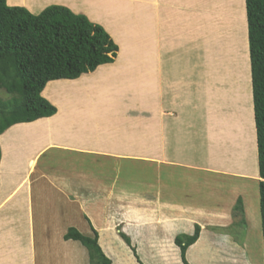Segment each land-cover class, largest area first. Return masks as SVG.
Returning a JSON list of instances; mask_svg holds the SVG:
<instances>
[{
    "label": "rangeland",
    "instance_id": "1",
    "mask_svg": "<svg viewBox=\"0 0 264 264\" xmlns=\"http://www.w3.org/2000/svg\"><path fill=\"white\" fill-rule=\"evenodd\" d=\"M77 2H81L82 6L85 5L86 9H92V12L94 10L98 15L100 14L99 16L105 20L102 19V21L108 24L110 30H115L120 41L123 42L124 54L121 59H118L117 51L112 62V64L116 63L112 66L114 71L121 70V73L116 74L112 92L120 95L118 99L120 112L133 116L129 122H122L121 127H117L119 130L129 129L137 131L139 135L145 130L146 123H150L145 117L148 113L145 109H150V104H147L148 96L145 94V82L148 86L149 79L143 72L159 65L164 36L173 39L176 38L177 33L182 41L175 42L180 45L169 53L168 62L164 60L162 65L168 66L170 73H174L175 66L178 65L179 71L190 69L189 76L195 81L198 80L199 73L205 82L212 81L214 103L217 102L219 107L227 111L229 119L230 116L235 117L234 110L239 107L237 92H235L238 87L239 59L237 55L241 50L238 45L240 17L237 14L236 0H77ZM244 30L247 45L246 21H244ZM152 39L153 45L157 43L153 48H151ZM169 43L170 47L174 48L171 45L172 42ZM159 47L160 54L159 51L155 52V49ZM176 54L178 63L174 60ZM246 54L245 65L248 68L243 74L244 77L247 75L245 78L248 80L249 88L246 90L250 95L252 91L248 49ZM104 69L109 71L111 66ZM210 71H212V80ZM106 74L108 73L105 72L102 76L106 77ZM82 86L84 88L78 91V87L67 91L68 93L62 90L60 94H57V91L55 97L62 106L60 115L29 135L26 133L22 136L10 137L1 151L0 159L2 160L5 151V160L3 162L0 160V178L2 180L3 177L5 178L6 185L2 195L11 193L10 196H12L3 205L2 213L5 209H11L12 206L19 209L17 206L20 202L16 197L28 194L30 198L33 197L32 208L37 220L31 248L25 245L28 243L26 238L21 242L19 240L20 244H15L11 239L6 242L0 241V259L5 260L0 264H90L85 246L79 241L74 243L69 240L68 242L63 238L67 229L74 225L76 228L78 226L79 231L85 235H92V227L96 229V226H102L100 230L98 228L99 232L97 231L98 243L111 259L112 264L115 263V259L119 264H183L180 249H177L175 243L176 250L171 252L169 248L165 249L167 243L173 242L171 240L177 235L176 233L180 232V228L177 223L171 224L169 229L163 225L161 213L179 212V210L168 209L164 206V201L165 203L180 201L198 204L205 208L212 207V212L225 214L212 217V228L206 229L207 235L212 234V247L207 250L198 249L196 255L194 254V264H264L258 180L250 177L249 171L248 174L246 173L247 176L240 171L235 173L241 176L230 175L231 173L222 174L219 171H213L206 176L202 172H191L190 169L178 165H163L157 160L152 161L151 155H147L148 159H145L142 151L143 139H136L137 147L141 149L135 155L114 154L112 156L94 152H67L58 147H48L50 144L46 143L47 139H44L46 135L48 139L50 137V133L47 134V131H50L48 127L54 124V121L58 120L66 109L74 105L83 108L84 105L85 110L90 111L99 103L100 109H107L108 100L105 98L110 93L105 88H100L101 96L95 98L92 95V89L85 85L79 88ZM240 86L242 87V84ZM224 91L229 92L226 93L230 100L224 98ZM8 97L10 95L0 88V98ZM249 98L252 104V98ZM221 99L223 103L226 99L227 103L223 104L220 102ZM231 100L235 101L229 103L228 101ZM231 103L232 105L225 108ZM230 107H233V110ZM212 109H215L214 106ZM56 112H58L57 108ZM198 112L190 116L201 126L203 118L198 115L202 112ZM220 116L218 118L212 114V122L217 120L220 123L221 119L225 121L226 117ZM218 127L223 125L220 124ZM216 132L219 134L221 131L216 130ZM232 134L234 138L230 145L234 143L231 147L235 150L238 148L240 139H237L240 136L238 137L236 131ZM200 138L201 134L196 131L193 141L195 148L188 154L192 155L198 163H202L200 161L204 158L205 152L201 144L205 140ZM106 146H109L107 142ZM152 156L159 157V154ZM257 156V150H255L256 169H258ZM187 190L191 191L184 196V191L187 192ZM72 194H83L88 197L89 222L80 213L68 212L67 200L56 201V196ZM44 197L49 199L45 198L47 200L44 201ZM8 198L9 195L5 200ZM127 198L142 199L143 203H146L144 206L152 209L151 213H154L151 217L152 221L144 225L142 219L135 216L124 219L121 215L128 209L126 208ZM238 198L241 200L242 212L233 210ZM101 211H104L103 214L107 216L112 226L102 225L106 222L104 221L106 217L101 219ZM182 218L183 216L175 220L181 222ZM100 222L103 223L100 224ZM121 231L129 235L130 245L120 235ZM223 234L232 236L235 241L240 242L243 249L229 247L223 242L225 241ZM70 247L73 249L69 252ZM75 248L79 251H75ZM29 251H32V257L33 253L35 254L37 259L35 262L31 261ZM140 251L143 255L146 254L144 259ZM233 254L238 257H231ZM185 255L188 261V254Z\"/></svg>",
    "mask_w": 264,
    "mask_h": 264
},
{
    "label": "crops",
    "instance_id": "2",
    "mask_svg": "<svg viewBox=\"0 0 264 264\" xmlns=\"http://www.w3.org/2000/svg\"><path fill=\"white\" fill-rule=\"evenodd\" d=\"M15 1L16 2L12 3L6 0V3L8 5L24 6L32 13L40 12L48 4L57 3L67 6L73 12L76 13L78 11L84 12V14L87 15V17L91 21L98 22L101 25H105L104 21H99L95 18H92L89 15L88 10H86L85 8L84 9L75 8L73 4L78 3L77 0H69L67 3H65V1L64 2H57L52 0L47 1L45 2L46 4L38 10H31L30 6L23 0H15ZM245 21H246V17H245ZM111 30H110L111 32L110 35L112 36L113 40L118 43L116 44L119 45V54H118L119 57L121 53L123 55L125 52L124 46L122 45L123 42L120 41V38L117 35L116 31L113 29ZM175 30H177V28ZM113 35L115 36V38ZM175 36L176 38L173 39L171 37L164 36L161 43V49H162L161 54H160V47L155 49V52L159 51L160 54V60L158 63L159 65H155L153 68H150L143 72L145 73L144 75L149 79L148 86L147 83L145 81L144 82L145 85L147 86V87L145 86V94L146 96H148L147 104H150V109H145L146 111H148V113H146L145 115L146 121H149L150 123H146L145 130L143 131V133H140L138 135L137 131L135 132L129 129H120V130L118 129L121 127L120 125L122 124V122L124 123L129 122L130 118L133 115L130 116L129 113L120 112L121 110L118 100L120 99V95L112 92V88L114 86L113 83L116 78V74L121 73L120 72L121 70L117 69L114 71L112 67L113 65L111 63L102 64L109 66L112 65L111 69L109 71H106L108 73L106 74V77L102 76L103 73L100 75L98 74L99 72H102L104 70L105 68L104 67L101 71L95 72V70H97L95 69L92 72L83 73L78 78L75 79H60V80H78L82 76L84 77V75H86L87 77H85L84 79L85 84L86 86L89 87V89L94 90V91L91 90V92L95 98L101 96L100 88H105L110 93V95H108L107 98H105L106 100H108L107 109L106 110L100 109L99 106L100 103L96 106V108H92L90 111L85 110L84 105L83 108L81 106L79 107L74 105V107L70 109H66L65 113L59 117L58 119L59 121L58 120L54 121L55 123L48 127V129L50 130L47 131V134L50 133L49 139H48V135H46V137L43 135L44 139L45 140L47 139L46 143L50 144L48 147H58L59 149L65 150L67 152H82V153L94 152V153L109 154L112 156H114V154L135 155L138 153V150L141 149L137 147L138 144L136 142V139H143L144 144L142 151L145 154V159H148L147 155H151L150 159L152 161L157 160V162H160L161 164L168 166L178 165L179 167L190 169L191 172L193 171L202 172L206 176L212 174L213 171L215 172L219 171L222 174L231 173L230 175H237V176L238 175L241 176V174L235 173V171H240L245 175L246 173L248 174L249 170L247 168L246 165L247 161L245 158L247 143L245 144V139H244L242 143L239 142L238 148H236L235 150L231 147V145L228 144L229 141L227 139L225 125L227 123V126H229V123L227 122V119L229 120V118L227 115V111L223 110V108L221 107H219V112L222 115L220 117L223 118L226 117V119L225 121L221 119V122L219 123V125L220 124L223 125V127H220L221 132L219 134H217L215 130L216 128H214L215 121L212 122V114H214V116L216 115H215V109H212L213 107L212 102L214 103V100L212 101V81L205 82V79L201 77L200 73L198 76V80L195 81V79H192V77L189 76L191 75L190 69L188 71L186 70L179 71L178 70L179 66L176 65L174 73H170L169 67L162 65V62L164 60L168 62L170 58L169 53L175 50L176 49L175 47L180 45L178 44L180 43V40L182 41V38L180 37L179 33L175 34ZM169 42H172L171 45L174 46V48L170 47ZM154 45H157V43H155ZM154 45L152 39L151 48H153ZM247 49L248 48L246 45V52ZM174 60L175 62L178 63L177 54L176 57H174ZM95 74H98L99 76ZM142 75L143 74H141V76ZM138 76H140V74ZM210 77L212 80V71H210ZM52 81H56V80H52ZM49 82H47V84ZM41 94L43 95V91ZM249 97L252 98L251 92ZM198 111L202 112L201 115H198L199 117L202 116L203 118L201 126L199 125V123H195L193 118L190 116L191 114L194 115L195 113H199ZM251 114H252V126L254 127V138L256 141L252 104H251ZM43 118L46 119L47 117H43ZM244 123L245 121L243 120V124ZM115 127L118 128L115 129ZM228 128L229 127H227V129ZM223 129H225V131H223ZM243 130L244 129L241 130V133H243ZM196 131L201 134L200 139L205 140L202 141L203 143H201L203 144L202 147L205 150L204 158L201 159L200 161L202 163H198V161H196L194 157H192V155H188L189 152L195 148V144L193 141ZM214 132H215V137H214ZM49 141L53 144H51ZM106 142L108 143L109 146H106ZM255 148H256V142H255ZM156 153L157 155L159 154V157L153 158L152 155H155ZM242 159L243 162H245L244 164H241L240 162ZM244 174H242V176H245ZM204 179H206V177ZM0 184H1L0 185L1 188L2 178H0ZM2 188L0 193H2L3 191ZM190 191L191 190H187V192L184 191V196H187L190 193ZM209 194L211 195L210 192ZM8 195L9 198L5 200ZM10 195L11 193L5 194L4 196L0 194V241L4 240L6 242L7 240L10 241L9 239H11L12 242H14L15 244H20L18 243V241L20 240L21 242L23 241L24 238H26V242L28 240V243H25V245L31 248V242L34 239L33 235L35 232L34 226L37 220V216L34 217V209L32 208L33 197L31 196L30 198L28 194H22L21 196L19 195L18 197H16L20 202L17 206L19 207V209L12 206L11 209H5L4 212L2 213L1 210L4 207L3 205L6 202H8L9 199H11L12 197ZM41 197H42L41 199H43V196ZM45 198L48 197H44V199ZM116 198L118 199V197ZM58 199H60V201L67 200L68 206L66 207H68V212H70L71 214H72L71 211H74L75 213H80L86 218V221L89 222L87 196L85 197L83 194H75V195L72 194L70 196L61 195V196H56L57 202ZM46 200L47 199H45L44 201ZM143 202L144 201L142 199L131 200L130 198H127L126 203H128V206H126V208L128 209L124 211V213L121 216L124 219H128L129 216L131 217L135 216L137 218H141L142 224L147 225L152 221L151 217L154 216V213H151L152 209H149L148 207L144 206V204L146 203ZM167 203H165L164 201V206L168 207V209L170 210H175V211L179 210V212L171 213V214L161 213V220L163 219L162 223L165 226V228L169 229V226L171 224L177 223L180 228L179 233L191 234L193 233L194 230L193 225L198 224L200 227L198 238L186 250V254H188L189 264L190 263L194 264L193 262V258L195 259L194 254L196 255L198 249L207 250L212 247V234L207 235L206 233L207 227L212 228V217H214V215L217 216V215H225V214L212 212V207L205 208L199 206L198 204H193V203L189 204L180 201H173V202L171 201ZM101 212H102L101 219L103 217H106L104 220L106 222L104 224H102L103 222H100V224L104 226L107 225L112 226L107 216L103 214L104 211ZM182 216H183L182 218L183 221L177 222L175 220L177 218L178 219L181 218ZM195 218L202 220L196 221ZM101 227L102 226L99 227L96 226L97 231L98 228L100 230ZM191 227H193V230H191ZM77 229L80 230L78 226ZM29 234L30 237H28ZM222 236L225 237V241L223 242L229 245V247L236 249L238 248L243 249L241 248L240 242L235 241L234 238H232V236L227 234L226 235L223 234ZM69 240L72 239H68L67 241L70 242ZM72 241H74V243L78 242L76 240H72ZM168 241L170 242V240ZM171 241L173 242L167 243L165 249L169 248L170 251L172 252L176 250V248L174 246V239ZM6 248L9 249V247ZM70 248L71 249H69V252L73 249L72 247ZM177 249H179L178 246ZM75 251L78 252L79 249L75 248ZM28 253H30V258H31L32 251H29ZM86 256L89 261L88 253L86 254ZM35 260L37 259H35V254L33 253V257L31 258V261L35 262ZM3 261L5 260L0 259V263H2Z\"/></svg>",
    "mask_w": 264,
    "mask_h": 264
},
{
    "label": "trees",
    "instance_id": "3",
    "mask_svg": "<svg viewBox=\"0 0 264 264\" xmlns=\"http://www.w3.org/2000/svg\"><path fill=\"white\" fill-rule=\"evenodd\" d=\"M244 4L264 256V0H244ZM117 51L118 45L105 28L84 13L50 4L35 14L24 6L0 0V88L10 95L0 98V135L16 123L32 122L56 112V107L41 94L48 81L75 79L92 72L99 65L112 63ZM233 210L243 211L240 198ZM92 231V235H85L70 226L63 238L85 246L90 264H112L98 243L97 230L92 227ZM199 232L200 227L195 224L193 233L175 236L183 264H189L186 250ZM120 235L131 244L129 235L122 231Z\"/></svg>",
    "mask_w": 264,
    "mask_h": 264
},
{
    "label": "bare ground",
    "instance_id": "4",
    "mask_svg": "<svg viewBox=\"0 0 264 264\" xmlns=\"http://www.w3.org/2000/svg\"><path fill=\"white\" fill-rule=\"evenodd\" d=\"M8 1L9 2H12V3L16 2L15 0H8ZM23 1L26 2L30 6V9L31 10H38L42 6H44L46 4L45 2L51 1V0H23ZM52 1H57V2H64L65 1V3H67L69 0H52ZM73 5L77 9H84V8L86 9V7H84V5L82 6L81 3H74ZM236 6H237V11H238L237 14L240 17L239 18V21H240V33H239V41H238L239 44L238 43L237 44L240 46L241 50H240V53L237 55V59H239V66H238V69H237V80H238L237 82H238V87H236L235 92H237V96L238 97H236V98H238V101L240 102L238 104V106H240V109H238L239 107H236L235 108V110H234L235 111L234 112L235 113V117L230 116V119L228 120L229 126H227V123H226L225 127H226V133H227V139L229 141L228 142L229 145H230V142L231 141L233 142L234 135L232 133H235V131H236L238 137L240 136L238 139L236 138L237 140L240 139L239 142L242 143L243 140L245 139V144L247 143L246 144V157L245 158H246V161H247L246 165L248 166L249 176L252 177L253 179L259 180L260 177L257 175L256 162H255V150H256L255 149V142L256 141H255V138H254V127L252 126L251 104H250V100H248L250 98H249V93L247 92V90L249 88L248 87V80H246V78H245L247 75L244 77V74H243L244 71H247L246 68H248L245 65V61H246V58H247V54H246V42H245V30H244L245 8H244V2H243V0H236ZM86 10H88L89 15L92 18H95V19H97L99 21H102L103 18H101L99 16L100 14L98 15L97 12H95L94 10L92 12V9H86ZM241 24H242V27H241ZM102 26L105 28V30L109 34L111 33L108 24H105V25H102ZM114 38H115V36H114ZM121 56H122V53L117 58L118 59H121ZM117 60L115 62H117ZM120 61L121 60H119V62ZM112 65H116V63H113ZM104 67H109V65H99V66L96 67L97 70H95V72L101 71ZM105 72H106V70L104 69L102 72H99L98 74L99 75L102 74V73L104 74ZM98 74H95V75L99 76ZM85 77H87V76L84 75V77L82 76L78 80H60L59 79V80L52 81V82H49L48 84H46L45 88L43 89V96L46 99H48L52 104L54 103L53 105H56V108L58 110V112H56L57 114L55 113V115H53L52 117H49V118L47 117L46 119L39 118V119H36V120H34L32 122L16 123V124L10 126L9 128H7L0 135L1 151L4 148L7 140L10 139V137L17 136V135H21L22 136V135H24L26 133H28V135H29V133L31 134V132L36 131V129H39L40 127L46 125L49 121L57 118L60 115L61 111H62V106H61L59 100L56 99V97H55L56 94L55 93L58 91L57 94H60L62 90H64L66 93H68L67 91H70L71 89H74V88L76 89L77 87H78L77 88V91L79 89L80 90L83 89L84 88L83 86L81 88H79V87L81 85L85 84V80H84ZM69 81H71V82H69ZM241 84H242V87L240 86ZM85 86H86V84H85ZM227 87H228V85H227ZM74 91H76V90H74ZM227 93H229V92H227ZM227 93L224 91V95H225L224 98H226V99L228 98L227 100H230L229 99V95ZM219 96H221V95H219ZM226 96H228V97H226ZM247 96H248V98H247ZM236 98H233V99L236 100ZM226 99H225L224 103H223V99H221L220 102H222L223 104H225V102L227 101ZM241 99H242V101H241ZM213 100L215 102V99L213 98V95H212V101ZM216 100L219 101L218 99H216ZM235 100H233V101H235ZM233 101L231 100V101H228V102L230 103V102H233ZM230 105H232V103L231 104H227L226 106L224 105V106H225V108L226 107L228 108ZM212 106H214V108H215V115L219 118V116L221 115L219 113V105L217 104V102L216 103H213L212 102ZM230 109L233 110V107H230ZM236 110H237V112H236ZM231 113H232V111H231ZM243 120L245 121L244 124H243ZM214 121H215L214 122V128H216L215 130L220 131V127H218L219 123L217 122V120H214ZM227 127H229V128L227 129ZM242 129H244L243 130V133H241V130ZM223 131H225V129H223ZM237 131H239V133ZM233 144L231 143V145H233ZM4 158H5V151L3 152V156H2L1 162H3L5 160ZM243 159L240 161L241 164H244L245 163V162H243ZM3 166H4V164H3ZM6 176L7 175L5 174V177ZM3 180H2V182H4V183H2V185H3L2 186L3 188L1 187L2 189L5 188V178L4 177H3ZM1 188H0V191H1ZM0 194H2V193H0ZM141 251L143 252V250H141ZM141 251H140V253L142 254ZM230 251H232V250L230 249ZM145 255L142 254L143 257ZM232 256L233 257H236V258L238 257L235 254L231 255V257ZM235 262H238V261H235ZM114 264H119L116 259H115V263Z\"/></svg>",
    "mask_w": 264,
    "mask_h": 264
},
{
    "label": "clouds",
    "instance_id": "5",
    "mask_svg": "<svg viewBox=\"0 0 264 264\" xmlns=\"http://www.w3.org/2000/svg\"><path fill=\"white\" fill-rule=\"evenodd\" d=\"M20 6V5H19ZM48 6V5H47ZM46 7V6H45ZM244 8H245V4H244ZM39 13V12H38ZM36 14V13H35ZM246 17V15H245ZM246 33H247V22H246ZM247 48H248V40H247ZM248 57H249V53H248ZM109 64V63H107ZM52 81V80H51ZM49 82V81H48ZM47 84V83H46ZM45 87V86H44ZM44 89V88H43ZM43 91V90H42ZM251 95H252V92H251ZM252 106H253V102H252ZM253 117H254V112H253ZM255 125V123H254ZM255 135H256V130H255ZM258 163V162H257ZM177 246V245H176Z\"/></svg>",
    "mask_w": 264,
    "mask_h": 264
}]
</instances>
